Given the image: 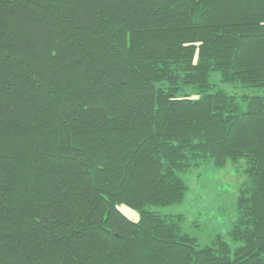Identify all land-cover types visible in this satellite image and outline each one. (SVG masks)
Segmentation results:
<instances>
[{"label":"trees","instance_id":"trees-1","mask_svg":"<svg viewBox=\"0 0 264 264\" xmlns=\"http://www.w3.org/2000/svg\"><path fill=\"white\" fill-rule=\"evenodd\" d=\"M205 162L235 249L151 209ZM0 264H264V0H0Z\"/></svg>","mask_w":264,"mask_h":264},{"label":"rangeland","instance_id":"rangeland-1","mask_svg":"<svg viewBox=\"0 0 264 264\" xmlns=\"http://www.w3.org/2000/svg\"><path fill=\"white\" fill-rule=\"evenodd\" d=\"M217 75L212 74V82L228 93L238 97L259 93L244 89L241 85L222 84ZM244 168V162L237 165L228 162L222 169L205 162L182 175L188 187L182 203L151 209L166 217L182 216L183 232L194 237L200 247L211 245L216 238H222L235 249L238 244L232 241L230 232L237 221L236 202L239 190L247 182ZM120 210L130 220L138 221L137 211L127 206H120Z\"/></svg>","mask_w":264,"mask_h":264}]
</instances>
